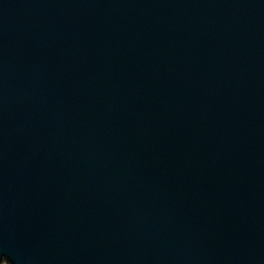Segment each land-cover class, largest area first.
<instances>
[{
  "label": "water",
  "instance_id": "1",
  "mask_svg": "<svg viewBox=\"0 0 264 264\" xmlns=\"http://www.w3.org/2000/svg\"><path fill=\"white\" fill-rule=\"evenodd\" d=\"M264 264V0H0V264Z\"/></svg>",
  "mask_w": 264,
  "mask_h": 264
},
{
  "label": "rangeland",
  "instance_id": "2",
  "mask_svg": "<svg viewBox=\"0 0 264 264\" xmlns=\"http://www.w3.org/2000/svg\"><path fill=\"white\" fill-rule=\"evenodd\" d=\"M3 264H5V263H3Z\"/></svg>",
  "mask_w": 264,
  "mask_h": 264
}]
</instances>
